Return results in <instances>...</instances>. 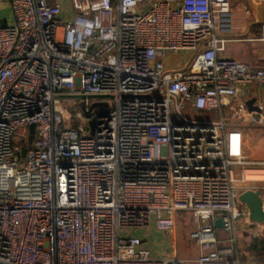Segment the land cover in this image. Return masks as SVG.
Here are the masks:
<instances>
[{"label": "built area", "instance_id": "2783aa9c", "mask_svg": "<svg viewBox=\"0 0 264 264\" xmlns=\"http://www.w3.org/2000/svg\"><path fill=\"white\" fill-rule=\"evenodd\" d=\"M69 1L0 0V264H241L239 231L264 224L239 196L261 190L264 208V161L224 108L264 68L220 56L232 1ZM78 94L112 106L62 97ZM180 212L195 257L177 253ZM152 219L174 255L133 235Z\"/></svg>", "mask_w": 264, "mask_h": 264}, {"label": "crops", "instance_id": "0c3cea01", "mask_svg": "<svg viewBox=\"0 0 264 264\" xmlns=\"http://www.w3.org/2000/svg\"><path fill=\"white\" fill-rule=\"evenodd\" d=\"M231 1L233 5L234 31L228 36L220 56L240 60L252 68H264V41L261 38L264 25V0ZM7 7H10L7 2H0V8H3L0 16H4ZM6 19H0V22L8 24ZM252 98H257V105L263 104L264 106V87L257 82L249 85H240V91L232 98L231 105L224 108V111L225 109L227 111L224 115L230 120H227L228 125L243 130L245 134V154L249 160L264 161V136L258 137L257 140L250 138L251 130H249V127L255 125L264 126V123L259 120L261 111H250L248 109L247 102ZM262 112L264 113V110ZM246 224L247 220H244L241 225ZM253 230L254 226L248 224L246 225V230L239 231L236 246L239 251L238 256L241 264H264V254L257 255L255 250H250L255 241L264 236V231L263 234L255 237L252 235ZM226 235L225 232L222 238L227 237ZM141 237L143 238L144 236ZM144 244L147 247L145 239ZM149 249L153 253V249Z\"/></svg>", "mask_w": 264, "mask_h": 264}, {"label": "rangeland", "instance_id": "374dc122", "mask_svg": "<svg viewBox=\"0 0 264 264\" xmlns=\"http://www.w3.org/2000/svg\"><path fill=\"white\" fill-rule=\"evenodd\" d=\"M66 6L70 7V1L64 0ZM1 10L3 8H0V15ZM72 9L69 8L68 12H66L65 17H71L72 16ZM7 18L6 21L8 24L12 23V13L11 8L7 7L6 12H4V16H0V19ZM65 101H68V105L72 103H81L86 104V99H66ZM90 103V110L91 111H101L103 108H110L112 106V100L109 98H98V99H91L89 100ZM224 113L226 114L227 111L225 109ZM219 115V112H212V116ZM229 127V126H228ZM35 125L31 124L29 127V130L31 132V136L29 137V140L32 141L34 135ZM249 130H251L250 138H255L257 140L258 137L264 136V126L258 125V126H251L249 127ZM240 171V168L237 170ZM242 203V202H241ZM242 207H246L243 203L241 204ZM155 220L152 219L150 228L148 229H139L134 230L133 235H141L144 236L143 239L146 240V245L148 248L153 249V255L159 258L172 256L174 255V248H173V239L171 237V234H167L165 232H160L155 229L154 227ZM196 227V221L193 218L191 214L188 212H180L177 215V237H178V248L177 253L180 257H195L199 254V250H197L195 244L189 239V233L192 229ZM225 234L223 230L219 231V236L222 237ZM227 236V235H226ZM155 252V253H154Z\"/></svg>", "mask_w": 264, "mask_h": 264}, {"label": "water", "instance_id": "95a60500", "mask_svg": "<svg viewBox=\"0 0 264 264\" xmlns=\"http://www.w3.org/2000/svg\"><path fill=\"white\" fill-rule=\"evenodd\" d=\"M64 99H98L103 98V96L98 95H63ZM257 98H252L247 102L248 109L250 111H261L259 105L256 103ZM26 149H23V154H25ZM240 201L247 207L249 210V219L252 223L264 224V208H263V200L261 197V190H247L240 194ZM216 226L219 228H223V223L221 218L216 220Z\"/></svg>", "mask_w": 264, "mask_h": 264}, {"label": "trees", "instance_id": "16d2710c", "mask_svg": "<svg viewBox=\"0 0 264 264\" xmlns=\"http://www.w3.org/2000/svg\"><path fill=\"white\" fill-rule=\"evenodd\" d=\"M250 250H255V254L263 255L264 254V236L258 238L257 241L251 246Z\"/></svg>", "mask_w": 264, "mask_h": 264}]
</instances>
